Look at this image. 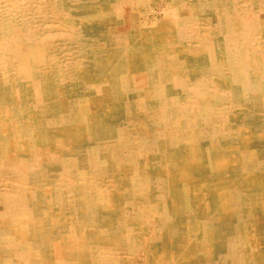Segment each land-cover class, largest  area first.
Wrapping results in <instances>:
<instances>
[{
	"label": "bare ground",
	"instance_id": "6f19581e",
	"mask_svg": "<svg viewBox=\"0 0 264 264\" xmlns=\"http://www.w3.org/2000/svg\"><path fill=\"white\" fill-rule=\"evenodd\" d=\"M263 14L0 0V264H264Z\"/></svg>",
	"mask_w": 264,
	"mask_h": 264
},
{
	"label": "rangeland",
	"instance_id": "374dc122",
	"mask_svg": "<svg viewBox=\"0 0 264 264\" xmlns=\"http://www.w3.org/2000/svg\"><path fill=\"white\" fill-rule=\"evenodd\" d=\"M263 20H264V14H263V18H262ZM192 25H191V23L189 24V25H186L185 27L183 26V28H184V32L186 33V34H188V35H185V38H186V36L188 37V38H186V40L188 41V40H191V41H193V42H196V40H197V38L199 37V35H200V31L197 29V28H195V27H197L198 26V28H200V30L201 29H203V26L201 27V25L199 26L198 24H193V26L191 27ZM187 28V29H186ZM188 28H190V29H192V31H189L190 29H188ZM196 29V30H195ZM263 29H264V27H263ZM193 30L195 31V32H193ZM188 32V33H187ZM189 32H191V33H189ZM197 34H198V36H197ZM252 35H253V33H252ZM255 35H257V37L255 36ZM255 35H253V38L251 39V40H248V42L249 43H247V42H242V41H240V44L242 45V46H244L245 47V50H247V49H250L251 51L254 49V50H257L258 52H260V53H263L264 54V32L261 30V32H260V34L259 33H256ZM263 35V36H262ZM193 38V39H192ZM254 38H256V39H254ZM259 40H261L260 42H259ZM252 41V42H251ZM254 42H255V44H254ZM257 44H258V46H257ZM262 48H261V47ZM255 47V48H254ZM260 47V48H259ZM253 48V49H252ZM219 86V85H218ZM218 89H219V87H218ZM248 230L250 231V226L248 227Z\"/></svg>",
	"mask_w": 264,
	"mask_h": 264
}]
</instances>
